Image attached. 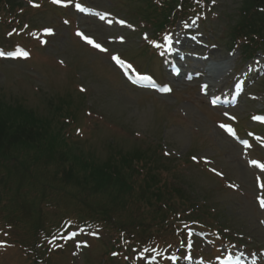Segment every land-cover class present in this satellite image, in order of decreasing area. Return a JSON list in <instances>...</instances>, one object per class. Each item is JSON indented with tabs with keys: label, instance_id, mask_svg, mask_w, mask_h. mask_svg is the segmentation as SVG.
<instances>
[{
	"label": "rangeland",
	"instance_id": "rangeland-1",
	"mask_svg": "<svg viewBox=\"0 0 264 264\" xmlns=\"http://www.w3.org/2000/svg\"><path fill=\"white\" fill-rule=\"evenodd\" d=\"M87 1L98 7L113 10L119 15H125V11L137 9L144 2L143 0ZM238 1L225 0L229 5L227 10L232 12V3L236 5ZM51 7L58 10L56 7ZM71 10L69 12L73 17V22L70 25L61 23V28L54 26L59 34L49 40L45 46L46 52L41 48L33 50L34 58L40 60L45 58L47 53L46 65L40 64L34 70L30 68L29 60L3 61L0 59V96L7 103L22 102L27 107L33 108L42 117H50L51 110L48 101L58 104L63 97L71 98L72 105L75 103V107L69 113L76 116L79 107L83 108L84 102L87 101L85 114L82 117L85 124H80L81 131L73 137L76 147L84 150L90 149L96 157L104 159L107 158L111 148L128 151L162 144L164 150H167L171 155L165 161L166 171L177 174L179 179L181 177L184 182L194 185V188L199 193L201 192L200 196H203L205 191L212 194V198L221 199L227 204L226 211L237 214L239 218L245 220L246 225L251 226L248 229L249 232L246 233L248 237L250 233H253L256 240L264 241V211L258 208L255 201L257 191L254 179L256 172L246 164L248 155H245L241 147L226 137L219 129L216 122L219 115H222L221 110L212 108L208 104L207 97L200 93L198 82L201 78L195 79L191 83L186 82L184 78L176 80V89L169 95H160L154 91L134 88L122 79L113 67L110 53L100 54L93 49L86 51L78 44L67 42L68 38H73L72 31L77 26L86 27L89 32L103 41L106 37L116 36L121 31H128V29L123 30L117 24L108 26L96 18L83 17ZM34 15L35 12L30 10L21 17L24 20H30ZM55 15L56 11L50 9L38 11L36 14L37 25L45 27L55 21L58 26V19ZM134 21L138 22L139 20ZM201 28L205 33L204 39L209 44L207 48L201 46L199 49L202 53L212 55V58L208 60L212 63L210 72L206 73L211 75L210 87L212 89L220 87L221 90V88L231 85L233 74L230 72L233 71L234 57L241 50L237 48L234 51L235 47L232 51V53L235 52V55L229 53L228 45L218 42V37L226 36V34H223L215 24L208 22L206 27L202 24ZM3 31L4 29L0 25V33ZM64 41L66 42L63 44ZM142 42L141 39L140 43ZM61 44L63 47L59 50L60 52L57 51L60 53V57L55 50ZM113 46L123 50L124 54L130 57L131 49L128 45L124 46L118 42L109 43L110 48ZM134 52L137 53L139 50ZM58 57L63 59L61 60L63 63L58 61ZM137 60L140 61L139 64L145 65L146 63L144 58L137 57ZM208 61L200 67L206 68L209 64ZM189 65V67H194L193 64ZM164 69L168 72L165 67ZM71 80H75L74 83ZM161 80H164V76ZM78 85L86 91L82 92L77 89ZM73 89H76L77 92ZM249 92L258 93L262 98L251 100L247 95H244L233 111L246 124L247 128H253L250 118H246V116L254 112L255 109L264 108V92L263 88L257 86ZM81 94H86L87 99L80 98ZM87 110H90L91 114H88ZM66 112L67 110L62 111L60 117L68 119L65 115ZM189 153L196 156L198 162L193 161L191 164H185L184 158ZM202 158L210 159L211 165L224 171L228 179L239 182L241 188L234 192L227 190L216 193L214 189L222 185L223 180L208 171L209 165L204 164ZM49 208L53 212V209ZM54 213L59 214V211ZM101 233V238L90 240L89 247L83 248L79 252L74 246L72 247L74 252L67 249V254L60 258V264H100V252L108 241L104 230ZM7 240L8 245L0 247V264H28L23 246L28 241V237L16 238V242ZM75 253L77 256L73 255ZM86 260L88 261L86 262ZM111 264H123V261L113 260Z\"/></svg>",
	"mask_w": 264,
	"mask_h": 264
},
{
	"label": "trees",
	"instance_id": "trees-1",
	"mask_svg": "<svg viewBox=\"0 0 264 264\" xmlns=\"http://www.w3.org/2000/svg\"><path fill=\"white\" fill-rule=\"evenodd\" d=\"M174 2L162 0L160 11L165 17L174 13ZM214 2L218 5L220 1ZM225 4L227 3L224 0L217 7L223 10V14L231 15L227 10L229 5L226 7ZM232 6L236 11L232 17L234 23L230 26L229 36L236 38L245 31L261 34L264 25L251 23L250 19L258 9L264 10V0H239L236 5L232 3ZM184 10L186 9L176 11L184 13ZM29 11L23 0H0V17H5L7 27L14 25L10 24L11 21L20 22L18 18L9 21L10 16L21 17ZM29 24L32 25L30 22ZM0 43L4 41L0 40ZM48 104L53 107L51 101H48ZM70 106L71 101H68L67 108ZM60 108L61 106L53 107L56 111ZM63 110L64 108L54 115V118L42 117L20 102L10 104L0 96V223L30 231L32 237L28 244L37 242L45 220L44 202L37 203L34 199H29L22 190L24 179L29 182L33 173L29 167L31 161L33 166L51 164L52 169V164H55L54 172L59 174L56 181L62 186L71 187V190L68 188L61 190L57 194L59 198L55 195L48 196L47 203L61 210L72 207L74 210H69L68 213L75 212L73 216L79 220L99 221L115 233L126 232L130 236L139 234L135 229L129 228L133 226V218L126 219L130 221L129 226L121 216L113 219L118 208L112 203H117L120 199H110L108 191L112 190L116 197H123L130 191L134 192L138 180H141L139 186L145 194L156 201L149 205V213L155 218L169 220L177 206L184 203L196 207L198 211L207 209V204L200 208L197 196H187L183 189L159 185V174L147 167L150 156L146 152L114 149L108 158L98 160L93 152L86 154L63 149L65 135L62 129L69 123V120L64 122L58 120ZM23 158H30L29 163L21 160ZM12 184H15V187H11ZM80 208H85L86 211H80ZM29 215L33 217V221L28 225L33 229L23 224ZM193 217L200 218L198 214ZM138 237L142 241L147 240L145 233H140ZM33 247L36 248L35 245ZM34 262L38 264V261Z\"/></svg>",
	"mask_w": 264,
	"mask_h": 264
},
{
	"label": "snow or ice",
	"instance_id": "snow-or-ice-1",
	"mask_svg": "<svg viewBox=\"0 0 264 264\" xmlns=\"http://www.w3.org/2000/svg\"><path fill=\"white\" fill-rule=\"evenodd\" d=\"M53 2L54 3H61V0H53ZM38 6V5H37ZM76 7H78V8H80V10L81 11H84L85 9L83 8V7H81V5H79V4H77L76 5ZM65 23H67V21L65 22ZM119 23L120 24H124L125 23V21H123V20H121V21H119ZM48 34H52V30L51 29H46L45 30ZM79 35H81L89 44H94V46L95 47H97V48H100L101 50H103V51H107V49H103L102 47H101V45L100 44H98V43H95V41H93L91 38H89L88 36H84V34L83 33H78ZM146 38V37H145ZM121 40H123V37H121L120 38ZM166 40H167V42H168V48H169V51H171L172 50V44H173V37L171 36V35H168V36H166V38H165ZM179 41L177 40L176 41V43H178ZM24 55H27V53H23ZM0 55H4V53H2V52H0ZM114 59L118 62V63H124L121 59H120V57H118V56H116V57H114ZM129 68H131L132 66L129 64V65H127ZM206 87V86H205ZM171 89H165V91H170ZM233 119H235L234 117H233ZM254 119H264V118H262V117H254ZM222 127H224L223 125H222ZM244 143H247L246 141L244 142ZM252 164H254V165H257L258 164V162L257 161H252ZM258 166L260 167V168H262V169H264V164H258ZM213 171H215V169H213ZM261 206L262 207H264V200H261Z\"/></svg>",
	"mask_w": 264,
	"mask_h": 264
},
{
	"label": "bare ground",
	"instance_id": "bare-ground-1",
	"mask_svg": "<svg viewBox=\"0 0 264 264\" xmlns=\"http://www.w3.org/2000/svg\"><path fill=\"white\" fill-rule=\"evenodd\" d=\"M185 44H188V42H185ZM109 72V70H107Z\"/></svg>",
	"mask_w": 264,
	"mask_h": 264
}]
</instances>
